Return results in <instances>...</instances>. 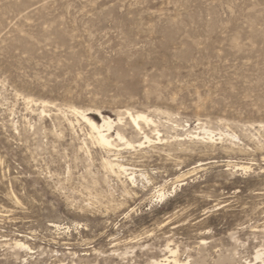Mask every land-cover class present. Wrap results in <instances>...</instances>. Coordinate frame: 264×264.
Returning <instances> with one entry per match:
<instances>
[{"label": "rangeland", "instance_id": "1", "mask_svg": "<svg viewBox=\"0 0 264 264\" xmlns=\"http://www.w3.org/2000/svg\"><path fill=\"white\" fill-rule=\"evenodd\" d=\"M81 112L115 122L114 147ZM258 251L264 0H0V264Z\"/></svg>", "mask_w": 264, "mask_h": 264}, {"label": "bare ground", "instance_id": "2", "mask_svg": "<svg viewBox=\"0 0 264 264\" xmlns=\"http://www.w3.org/2000/svg\"><path fill=\"white\" fill-rule=\"evenodd\" d=\"M80 112V111H79ZM81 117H82V119L91 127V129H92V132L95 134V139H96V141H97V143L100 145V146H102V147H104V148H106V150L107 149H109V148H112V147H114V144H113V139H112V137H111V135L109 134V132L113 129V126L115 125V122L113 121V120H111L110 118L109 119H105V117H104V119H103V124L102 125H99V124H97V123H95L92 119H90L86 114H84V113H78ZM129 118H130V122L132 123V125H133V127L136 129V130H138V132H142V125H140V122H145L146 124H149V123H152L153 124V121L151 120V119H149L146 115H144V114H136V115H134V114H129ZM121 121H122V119H119V123H121ZM131 125V124H130ZM116 126H118V125H116ZM142 126V127H141ZM148 126V125H147ZM119 127V126H118ZM132 127V128H133ZM122 128V127H121ZM131 128V129H132ZM144 128V127H143ZM117 130V129H116ZM115 130V131H116ZM119 130V129H118ZM117 130V131H118ZM158 131V130H157ZM135 132V131H134ZM92 133V134H93ZM137 133V132H136ZM112 134V133H111ZM146 134V132L144 133V135ZM123 134H121L120 133V131L117 133V138L120 140V141H122V143H123V141H125V138L122 136ZM143 135V136H144ZM139 136V135H138ZM144 138V140H145V142H142L141 141V143H139L138 144V146L139 147H142V146H144L146 143H149V144H152L151 143V139L148 137V136H145V137H143ZM116 141V140H115ZM153 142V141H152ZM125 143H126V145H127V147H132V148H134V145H135V143H134V145L133 144H131V143H129V142H126L125 141ZM116 146V145H115ZM103 149V148H102ZM113 150V149H112ZM108 161V160H107ZM112 161H108L107 163H108V166H110L111 168H117V169H119L120 171H126V169L122 166V165H120V164H112L111 163ZM116 162V161H115ZM115 170V169H114ZM113 171V170H112ZM116 171V170H115ZM120 173V172H119ZM166 195V194H165ZM165 195H163V193H162V195H160V198H161V200L164 198V196ZM159 199V198H158ZM20 243V242H19ZM18 243V247H25L23 244H19ZM24 249V248H23ZM173 254H175L176 252H172ZM166 262H167V260H166ZM258 262H261L262 264H264V251H262V252H259L258 251V253L256 254V257H255V262H251V261H247L245 264H257Z\"/></svg>", "mask_w": 264, "mask_h": 264}]
</instances>
